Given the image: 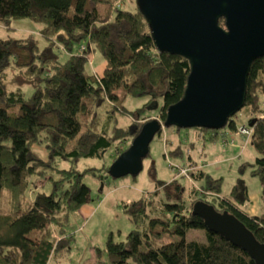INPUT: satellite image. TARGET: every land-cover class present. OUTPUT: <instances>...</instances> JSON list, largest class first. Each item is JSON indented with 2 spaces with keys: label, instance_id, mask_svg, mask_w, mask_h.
Wrapping results in <instances>:
<instances>
[{
  "label": "trees",
  "instance_id": "16d2710c",
  "mask_svg": "<svg viewBox=\"0 0 264 264\" xmlns=\"http://www.w3.org/2000/svg\"><path fill=\"white\" fill-rule=\"evenodd\" d=\"M120 1L0 0L1 26L10 28L13 19L29 18L40 24L38 35L46 42L42 48L32 35L0 38V264H46L68 247L66 226L72 214L89 203L90 188L82 179L86 171L60 168L58 159L99 157L108 148L115 159L146 122L145 112L158 105V117L164 121L168 106L183 96L188 60L158 51L135 0L125 7H119ZM219 24L224 26L225 20L220 18ZM54 47L68 53L65 61L58 59ZM95 50L104 57L101 73L89 66ZM7 69L33 85L30 96L20 86L7 88ZM127 96L146 101L131 110L124 105ZM239 111L245 112L247 123L254 120L250 143L259 154L241 166L249 165L260 179L264 201V55L251 64ZM237 114L229 128L235 129ZM199 129L201 138L209 141L221 132ZM35 147L42 148L45 157ZM180 151V144L171 150ZM107 169L88 171L99 176L98 170L106 175ZM190 174L204 179L193 190L202 198L192 200L190 193L185 198L184 186L173 180L162 190L156 187L122 203L133 228L125 240L109 236L108 264H255L247 252L208 230L191 212L198 199L218 211L228 210L264 242V211L248 214L242 208L248 200L245 181L238 178L224 197L220 178L202 169ZM33 178L45 179L48 188L30 198ZM4 191L10 196L7 211ZM190 229L203 230L205 239L188 238Z\"/></svg>",
  "mask_w": 264,
  "mask_h": 264
},
{
  "label": "water",
  "instance_id": "95a60500",
  "mask_svg": "<svg viewBox=\"0 0 264 264\" xmlns=\"http://www.w3.org/2000/svg\"><path fill=\"white\" fill-rule=\"evenodd\" d=\"M135 2L155 48L186 58L189 73L183 96L168 106L165 120L146 121L127 149L113 159L105 178L136 176L162 127L219 130L228 126L245 103L251 64L264 55V0ZM191 212L208 230L247 252L255 264H264V242L236 215L218 211L203 200H196Z\"/></svg>",
  "mask_w": 264,
  "mask_h": 264
},
{
  "label": "rangeland",
  "instance_id": "374dc122",
  "mask_svg": "<svg viewBox=\"0 0 264 264\" xmlns=\"http://www.w3.org/2000/svg\"><path fill=\"white\" fill-rule=\"evenodd\" d=\"M130 1H120L119 7H125ZM102 8L101 5L100 10ZM39 28L40 24L29 18L13 19L10 28L0 25V38H7L8 36L23 38L32 35L33 38L38 40L39 46L43 48L46 42L38 35ZM53 49L58 59L65 61L68 53L59 50L57 47ZM89 57L91 69L100 73L104 67L102 54L95 50L90 53ZM6 72H8V82L6 83L8 89L20 86L26 96L31 95L34 87L30 82L22 78L20 73L18 74L15 70L7 69ZM125 99V107L133 110L140 108L146 101V98L131 96H127ZM159 103H161L160 100ZM105 105L103 104L101 109H104ZM158 107L156 105L153 110L145 112L143 115L146 118L143 120L160 119L157 112ZM245 119V112L238 111L236 125H241V122ZM228 128V126H225L219 131ZM201 132V129L196 127L180 128L178 130L174 126L163 127L162 132L155 134L150 142L149 154L143 159V168L136 176L105 178L102 170H98L97 174L99 176L88 171V168L102 169L106 166L109 167L113 162L112 148L102 151L99 157H81L73 162L58 159L57 166L60 168L73 167L81 172L86 171L82 179L90 188V201L83 209H79L72 214L66 226V231L70 235L68 247L57 251V254L50 257L46 264H108L106 243L109 236L111 235L115 241L125 240L127 233L133 228L132 222L123 210L122 203L131 202L143 195L154 192L156 187L162 190L163 185L176 180L184 186L185 198L188 193H190L189 198L193 197L192 200L201 197V194H194L193 190L204 182L203 178L194 179L193 175H188L190 177L175 176L176 172L172 167L181 165L184 162H195L201 166L205 173L220 178V194L224 197L228 196L238 178L243 179L247 185L249 195V200L243 204V208L248 213H254L253 210H248V208H256L258 212L264 211V201L261 196L263 185L260 179L251 173L249 165L244 164V167L241 166L242 163L253 162L259 156L254 146L248 142L242 149L244 140L239 135H234L233 145L223 146L221 136H218L214 141L203 140ZM203 133L205 132L203 131ZM229 136L226 138L228 143H231ZM179 144L181 145V153L171 152ZM35 148L39 149L38 147ZM39 151L45 157L46 154L43 149L40 148ZM187 167L191 168L190 166ZM103 177L104 184L100 189ZM43 185L45 186L43 187ZM47 188L48 183L45 182V179L33 178L29 185L30 190L27 192L29 197L33 198L36 190H47ZM171 188L175 190L173 186ZM2 195L3 207L7 211L10 207V196L7 191H4ZM187 237L204 240L205 232L201 229H190Z\"/></svg>",
  "mask_w": 264,
  "mask_h": 264
},
{
  "label": "crops",
  "instance_id": "0c3cea01",
  "mask_svg": "<svg viewBox=\"0 0 264 264\" xmlns=\"http://www.w3.org/2000/svg\"><path fill=\"white\" fill-rule=\"evenodd\" d=\"M102 71V70H101ZM101 73V72H100ZM126 100V99H125ZM125 102V101H124ZM131 110H133V109H131ZM235 119V118H234ZM241 125H248V126H250L249 125V122L247 123V121H242L241 122ZM237 127H239V125H236V127H235V129H232V128H228L227 130H223V131H221L220 132V134H219V136H221V138H222V136L224 137L223 139H222V145L223 146H227V145H233V143H234V141H235V137H234V135H239L240 137H242L243 138V140H244V144L242 145V149L245 147V145L248 143V142H250L251 140L250 139H248V140H245V137H243L242 135H240V134H238L237 133ZM251 127V126H250ZM252 128V127H251ZM228 135H230L229 137H230V142L231 143H228V140H227V136ZM228 137V138H229ZM223 140H225V141H223ZM185 165H187V166H190L193 170H195V169H201V166H199L197 163H190V162H184L183 164H179V166H185ZM191 175V174H190ZM248 200H249V195H248ZM84 206H86V205H83L81 208H80V210L81 209H83L84 208ZM242 208H243V205H242ZM244 209V208H243ZM249 209H251V210H253V212L254 213H248V211L246 210V209H244L248 214H259V213H261V212H258V210L256 209V208H248V210Z\"/></svg>",
  "mask_w": 264,
  "mask_h": 264
},
{
  "label": "built area",
  "instance_id": "2783aa9c",
  "mask_svg": "<svg viewBox=\"0 0 264 264\" xmlns=\"http://www.w3.org/2000/svg\"><path fill=\"white\" fill-rule=\"evenodd\" d=\"M252 132H253V129L250 126H248V125H239V127H237V133L242 135L243 137H245V140L250 139V137L252 135ZM223 138L224 137L222 136V139ZM223 141H225V140H223ZM172 168L176 172L175 176L190 177L188 175H190L191 168H189L187 166H179V165L173 166ZM188 172H189V174H188Z\"/></svg>",
  "mask_w": 264,
  "mask_h": 264
}]
</instances>
